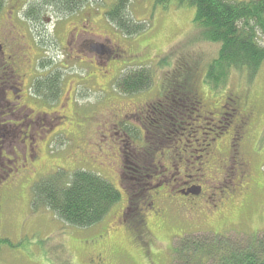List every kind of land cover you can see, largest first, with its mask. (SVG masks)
I'll list each match as a JSON object with an SVG mask.
<instances>
[{"label": "rangeland", "instance_id": "rangeland-1", "mask_svg": "<svg viewBox=\"0 0 264 264\" xmlns=\"http://www.w3.org/2000/svg\"><path fill=\"white\" fill-rule=\"evenodd\" d=\"M26 1L4 2L0 13L3 50L10 51L11 43L6 31L11 24L9 16L14 11L26 26L14 21L16 30L24 36L22 40L27 45L29 58L36 60L40 56L44 69L39 72L42 77L52 72L61 75L60 90L57 101L55 97H50L49 101L38 98L47 107H34V114L40 122L34 125L33 130L25 131L26 124L1 126L11 131L13 138L0 144V264H88L89 255L94 251L103 252L108 264L153 262V248L144 251L146 254L149 251L148 258H134L133 250L139 249L134 237L117 221L127 199L120 187H133L131 183L135 182L133 179L138 178V174L132 170L123 174L119 172L120 166L127 164L126 143L120 146L112 137L104 136L109 134L106 129L109 124L112 130L113 124H142L149 142L152 140L149 124H167L171 136L181 132L183 138H188L187 155L194 150L195 157L201 154L195 149L202 147L217 132L205 134L210 117L218 116L219 110L221 113L230 114L234 110L239 114H249L250 124H253L251 132L256 131L253 141L250 143L249 135L245 138L244 147H240L241 157L247 161L245 170L225 175L217 170V164L212 166V163L205 170L206 176L202 177L203 184H207L205 192L201 198L195 199L206 212L204 224L188 226L171 208L163 218L162 227L156 226L158 223L153 216L149 217L150 226H156L153 233L162 241L159 264H172L173 246L185 233H255L264 230V62L253 74L246 69H232L227 79L214 87L207 83L206 75L209 65L218 57L220 44L202 38L200 29L193 24V7H178L173 2L165 10L157 5L156 0H131L130 15L146 22L148 28L139 35L126 37L104 15L115 0H95L72 17L48 15L39 33L22 17L21 9ZM85 19L89 22L81 25ZM29 28L35 34L36 42ZM74 28L80 33L85 30V35L74 39L69 34ZM84 41L112 49L111 55L95 57L87 51L77 53V46L81 47ZM139 69L151 70L150 87L134 94L124 93L117 86V80L124 72ZM178 82L183 84V91L179 92L188 94L187 97L198 96L203 103L187 102L170 91V94L166 93L168 104L161 107L170 115L167 121L165 115H158L153 108H149L147 114L136 115L135 110L139 106L166 100L161 94L172 90ZM226 98L235 101L229 103ZM177 102L178 113L175 114L176 108L172 105ZM208 111L214 112L204 119ZM42 112L50 114L43 115ZM196 113L201 115L198 119L202 121L191 125L189 117L196 120ZM60 116H66V119ZM223 116L227 120L221 125L229 119L228 115ZM211 123L218 124L216 120ZM226 135L228 133L223 136ZM197 138L199 141L196 143ZM223 139L226 142L228 138ZM35 144L41 152V160L32 171L23 153ZM155 147L157 162L167 166L168 172L175 162L170 156L184 153L183 144L174 147L168 142H160ZM119 152H122L121 159ZM163 154L168 155L164 157ZM183 162V159L179 162L182 169ZM194 164L189 168L195 167ZM59 168L68 172L83 169L101 175L121 191L124 201L114 206L102 222L87 228L68 225L48 209L35 210L32 207L34 184ZM208 178H212L213 183Z\"/></svg>", "mask_w": 264, "mask_h": 264}, {"label": "trees", "instance_id": "trees-1", "mask_svg": "<svg viewBox=\"0 0 264 264\" xmlns=\"http://www.w3.org/2000/svg\"><path fill=\"white\" fill-rule=\"evenodd\" d=\"M130 1L115 0L104 14L106 20L126 37L139 35L148 28L146 22L130 15ZM4 2L5 0H0V13ZM94 2L95 0H27L21 9L22 17L39 33L41 24L46 22L48 15L57 18L72 17ZM173 2L178 7L195 8L193 24L200 29L202 38L220 44L218 57L209 65L207 83L218 87L227 79L232 69H246L253 74L264 62V0H156L157 5L165 10ZM152 76L150 69L129 70L117 80V86L127 94L142 92L150 87ZM60 79V74L52 72L34 81L38 97L48 101L52 96L59 97ZM181 82L172 90L161 94L162 98L165 99L166 93L170 94V91L175 97H183V93L179 92L183 91ZM172 106L176 108L174 110L177 114L178 102ZM165 117L167 121L170 115L166 114ZM198 117L201 115L197 114L196 120L189 117L191 125L202 121ZM165 127L166 134L160 135L163 139L161 143L168 142L174 147L187 143L188 138H183V133H173L171 136L167 124ZM210 127L212 125L207 128ZM143 132L145 135V129ZM211 132L208 130L209 134ZM146 138L145 135L143 141L153 148V155L156 157L155 146L160 142L153 143L152 137L149 142ZM157 160L155 159V164ZM120 189L122 190L121 187ZM124 193L125 191L123 195ZM123 201L121 191L112 182L83 169L68 172L59 168L36 182L32 192V207L35 210L48 209L68 225L79 228L102 222L114 206L121 205ZM172 259V264H264V230L255 233H185L173 246Z\"/></svg>", "mask_w": 264, "mask_h": 264}, {"label": "flooded vegetation", "instance_id": "flooded-vegetation-1", "mask_svg": "<svg viewBox=\"0 0 264 264\" xmlns=\"http://www.w3.org/2000/svg\"><path fill=\"white\" fill-rule=\"evenodd\" d=\"M11 13L14 15V11ZM13 15L9 16L11 24L6 31V35L9 37L11 43V52L4 51L3 44L0 42V144L13 138L11 131H6L5 128H1V126L12 125L14 127L19 124H26L25 131H30V129L33 130L32 128L34 125L40 122V118L36 119V115L34 114L36 109L34 107L36 105L47 107L38 99V94L34 89V81L36 82L37 79L42 78V74H39V72L44 70L42 68L40 56L38 55L36 60L34 58H29L27 45L23 42L24 40H22L24 36L19 33L20 30L18 28L19 32L16 30L17 26L14 21L22 25L24 24L21 22L18 15H14V20H12ZM88 22L89 20L85 19L81 21V25H86ZM29 30L34 37L35 34L33 30L31 28H29ZM69 34L77 40L85 35V30L80 33L79 30L77 31L76 28H74ZM35 39L36 37H34V40ZM77 47V53L87 51L95 57H100L105 54L110 56L112 52V49L110 50L108 47L102 46V44H89L86 41L81 44V47ZM187 95L188 94L184 93L182 95L187 102L192 103L193 101V103H201L198 96L187 97ZM52 98L54 97L52 96ZM57 99L58 98H56L55 101H57ZM165 99L166 100H160V102L156 104H152V102H154L152 101L143 106H139L135 110L137 111L136 115L147 114L149 108H153L154 112L156 111L158 115L161 113V115H166L167 113L161 109V107L168 104L166 102L168 101L167 96ZM233 100L234 99L226 98V102L229 103H231V101L233 102ZM222 108L225 109L226 107L223 105ZM157 110L160 111V113ZM232 111L233 113L229 114L221 113L219 110L218 116L214 115L210 117L211 122L216 120L218 124L209 122L208 125H212V127L207 129L213 131L214 127L217 132L214 137H210L207 142L203 143L202 147L195 149V151H200L201 154L195 157L194 150H191L190 154L187 155V147L189 146L187 143H189V140L186 139L187 143L183 144L184 148L182 149L184 153L181 155L178 152L177 154L180 156L177 154L170 156L175 160L171 166L172 169L170 172H168L169 168L165 165L163 166L160 162L155 164V159L158 156L155 155L156 157H154L153 148L147 146L143 141L145 135L142 124H127L126 122L124 124H113L114 130L110 128L111 124L107 126L106 129L109 134H105V137H112L113 141L120 146L126 143V151L124 153L127 164H122L119 168V172L123 174L128 170H132L138 173L139 176V178L133 179L135 181L131 183L133 187L126 189L122 186V190L125 191L127 199L126 205L121 208L120 214L117 217L118 223L123 225L124 229L130 235H133V237L135 235L134 241L139 248L138 250H133V256L136 260L140 258L143 259V257L148 258L149 251L147 254L146 252L144 253V251L153 248L155 250V257L153 262L150 261V264H159V252L163 251L160 246L162 241L157 238L155 232L153 233V228L156 226L162 227L164 225L163 218L168 213V208L175 210L179 214L178 217L181 218V221L188 226H199L200 223H205L206 212L203 210V205H200L195 199L201 198L205 192L204 189L207 184H203L202 177L206 176L205 170L211 163L212 166L213 164H217V170L225 175L239 173L246 169L247 161L241 157L240 147H244L246 143L245 138L249 135L248 139H252L250 141L251 143L256 137V131L253 130V132H251L253 124H250L251 119L249 114H244L243 112L239 114L234 110ZM213 112L208 111L204 119L212 115ZM250 112L253 114L251 110ZM42 114L49 115L50 113L42 112ZM223 114L228 115L229 119L225 124L221 125V123L225 122L224 120H227ZM60 118L66 119V116H60ZM122 120L123 119L120 121L121 123L123 122ZM57 123L60 124V122ZM165 126L166 124H149L148 128L151 130L150 133L154 140L153 143L163 141L160 135L163 136L166 134ZM229 129L230 132H228ZM192 132L194 133L193 130ZM227 133L228 135L223 136ZM205 134L208 135L209 133L205 132ZM223 138L228 139L224 142ZM127 141L129 142L127 143ZM197 141H199V139H197ZM1 147L0 145V154ZM119 149L123 150L121 147ZM26 150L28 151L23 153L24 160L29 164V169H34L36 167L35 165L41 160V152L37 144L32 145L31 149ZM168 154L163 155L165 157ZM121 157L122 152H119V158L121 159ZM182 159L184 160L183 169L179 164ZM162 161L165 162V160ZM192 163L197 164H194L195 167H191L190 169L189 165ZM165 170L167 171L164 173ZM214 178L216 179L218 177ZM208 179L210 183H213L212 178ZM213 206L217 207L216 204ZM151 216H153L158 223L154 227L149 224V217ZM88 264H108L107 257L103 252H91L88 258Z\"/></svg>", "mask_w": 264, "mask_h": 264}]
</instances>
